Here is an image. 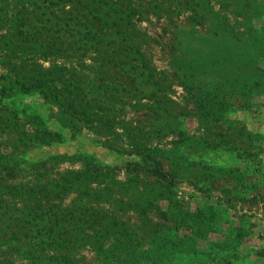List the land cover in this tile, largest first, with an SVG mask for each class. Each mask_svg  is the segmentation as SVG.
<instances>
[{"label": "rangeland", "instance_id": "rangeland-1", "mask_svg": "<svg viewBox=\"0 0 264 264\" xmlns=\"http://www.w3.org/2000/svg\"><path fill=\"white\" fill-rule=\"evenodd\" d=\"M50 4L30 14L33 41L26 43L50 50L26 49L17 57V79H54L66 97L98 105L94 111L113 121L116 135L71 123L39 96L0 93L2 122L9 120L0 162L16 166L2 172L9 194L1 197L0 228L12 233L24 224L35 232L30 251L8 250L1 262L44 258L55 238L45 235L51 222L28 217L11 186L36 190L39 198L66 186L70 196L44 198L38 214L75 212L79 223L64 239L92 241L65 245L69 264H131L138 257L157 264H264V0ZM13 70L0 74L12 77ZM39 130L53 133L48 144H33ZM142 146L179 175L176 186L137 173ZM93 166L110 170L114 181L94 184ZM114 216L125 222L119 231L110 223Z\"/></svg>", "mask_w": 264, "mask_h": 264}, {"label": "trees", "instance_id": "trees-1", "mask_svg": "<svg viewBox=\"0 0 264 264\" xmlns=\"http://www.w3.org/2000/svg\"><path fill=\"white\" fill-rule=\"evenodd\" d=\"M66 1L68 0H0V69L7 68L8 66H14V74L12 75V77L0 74V80L7 79V77L9 78V82L4 83L0 81V93L3 94V97H5V99L15 98L18 93L22 96L31 98L39 96L44 102L48 103L49 105L56 104L62 110L61 113L64 114L66 120L68 118L71 123H83L88 126H94L96 124L101 125L107 132L114 134L115 130L113 129L115 126H112L111 124V122L113 121H111L104 115H101L99 112L94 111V109H98V105H83L75 98H71V96L66 97L65 95H63L61 90L55 86L54 79V85L51 84L50 80H48L44 76L39 79L34 75H30V82H25L26 78H24L23 74H19L17 79V57L18 60L23 59L22 55L26 53V49H32L36 51V53H42V55H47L48 51L50 50V47L46 44L39 45L38 43L35 46L26 44L33 41V29L30 28L29 24L27 23L28 21L31 22L30 14L33 10L40 9L42 6L49 3L59 6L61 5V3H64ZM87 35L88 39H90L91 41H94L97 37V34H95L94 32H90ZM17 37L22 41L18 47L17 42L12 40V38ZM25 44L28 46H25ZM33 54L35 55V52ZM55 91L57 92L55 93ZM24 112L25 110L22 109V113ZM3 117V114L0 115V134H2L1 130L3 131L7 127L6 125H8L7 122H9V120L2 122ZM57 122H59L63 128L66 126V124L62 121ZM27 124L28 123L22 125L21 127H27ZM36 133L37 135L35 137V142H33V144L35 145L48 144L50 141L47 139V136L53 134L52 132H46L47 135H44L45 133L40 130ZM136 151V157L138 159L135 163V167L136 171H138V174L143 173L148 177H154L159 182L168 186H176L179 183V175L177 173L167 171L160 162L156 161L153 158V154L156 151L155 149L142 146L141 148H136ZM86 160L87 162L89 161L88 159ZM15 168L16 166L10 165L9 163H7V161L0 162V205H2V195L9 194L2 191V188H5L4 185L9 181L6 176L2 175V172H11L15 170ZM94 168V184H97V181L98 184H102V182L106 178L112 179L111 182L114 181V178H112L111 176L110 170H103L98 167ZM195 187H198V189H202L203 191L205 190L203 186L199 187L195 184ZM11 188L17 189L22 194L19 197V200L23 204V209L32 212L28 215V217H31L32 220L39 219L40 221L48 220L49 223L51 222V227L46 230L45 235L53 234L55 236L54 240L51 241V244L49 246H45L44 251L42 252L43 256H47H45L44 258L40 257L35 259L29 257L28 260L33 259V261L29 262L28 264H40L39 262H42L45 258L48 259V262L50 264H69L72 260L71 256L66 250L67 247L71 246L77 248L78 246H82L86 241L87 243H90L92 241L89 237L84 239H73V237L71 236L72 238H70V240L64 239V237L68 235V232L66 231H68L67 229L69 228V226H72L73 222L79 223L74 217L75 212L71 211L69 214H52L48 218H46L47 216L43 217L46 214H38V211H42L44 208V198L48 199V203L56 200H65L66 198H68L71 192L70 189L66 188V186H62L60 189H58L57 187H54L52 189H43L45 191V196L43 198L35 196L36 190L26 189L24 188V186H11ZM22 188H24L25 191L22 192ZM27 196H29L30 198H27ZM122 202L123 201H121V204ZM116 207L119 208L118 206ZM122 208L123 207H120L119 209ZM68 217H71L72 219L70 220L68 219ZM25 223H27V225H30V222ZM110 223L115 231H119L118 227L125 226V222L121 221L115 216L114 222L111 221ZM16 232L17 235H15ZM34 233V231H29L26 226H24V224L22 228H19L17 231H14L12 233H9L8 230L0 228V259L2 258L3 253L8 250L10 251L12 249H15L16 247H29L27 249L28 251H30L34 241ZM118 235L122 236L121 233H119ZM85 239L86 241H84ZM116 241L117 243H119L118 245L122 244V240L116 239ZM15 242L17 244H15ZM65 245H67V247ZM127 246H129L128 243ZM48 247L51 248L54 253L48 252ZM13 254L16 253L13 252ZM142 258L143 257H138L137 261H135V259L133 258V262L131 264H157V262L152 259L151 262H148V258H145L146 260L141 262ZM0 264L6 263L1 262L0 260Z\"/></svg>", "mask_w": 264, "mask_h": 264}]
</instances>
